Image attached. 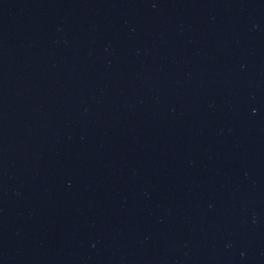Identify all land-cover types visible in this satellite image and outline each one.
Instances as JSON below:
<instances>
[{"label":"water","instance_id":"water-1","mask_svg":"<svg viewBox=\"0 0 264 264\" xmlns=\"http://www.w3.org/2000/svg\"><path fill=\"white\" fill-rule=\"evenodd\" d=\"M0 264H264V0H0Z\"/></svg>","mask_w":264,"mask_h":264}]
</instances>
